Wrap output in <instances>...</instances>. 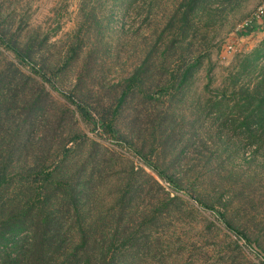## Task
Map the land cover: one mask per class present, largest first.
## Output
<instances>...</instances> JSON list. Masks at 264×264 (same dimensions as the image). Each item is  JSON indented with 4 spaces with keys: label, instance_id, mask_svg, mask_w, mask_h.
Here are the masks:
<instances>
[{
    "label": "trees",
    "instance_id": "obj_1",
    "mask_svg": "<svg viewBox=\"0 0 264 264\" xmlns=\"http://www.w3.org/2000/svg\"><path fill=\"white\" fill-rule=\"evenodd\" d=\"M93 1L96 0H86L85 4ZM100 1L111 6L106 16L110 19L114 7L127 13L146 0ZM208 2L177 1L165 26L171 29L169 39L161 40L164 30L160 44L146 54L123 79L119 92L107 100H91L93 92L86 90L83 79L89 59L93 57L96 62L86 78L101 60L97 54L109 53V44L103 42L105 28L94 25L98 39L92 41L83 58L81 46L76 44L51 60L43 49L51 35L41 40L27 36L19 42L16 35L0 33V45L12 54L0 68V264H145V252L153 236L151 227L161 217L167 218L165 209L175 198L170 196L162 201L148 219L144 218L137 227L131 226L129 212L144 186L132 180L138 175L132 169V177L125 182L112 207L95 219L89 217L103 181L100 174L104 158L98 156L99 144L75 128H70L65 138L61 134L56 136L55 128L49 141L45 132L37 134L39 127L46 130L52 111L45 99L49 95L46 85L57 91V84L80 59L75 84L64 98L75 106L81 120L93 128L128 141L123 123L131 133L137 127L136 100L151 107L148 114L158 106H167L168 111L158 118L154 129L164 125L158 148L171 158L163 166L151 160L146 163L178 190L184 184L176 172L184 164L180 156L202 152L208 133L212 134L210 141L220 158L217 166H223V159L230 153L243 160L250 148L249 158L264 149V38L226 68L227 73L214 86L215 92L203 104L201 97L191 95L194 76L205 61L203 55L189 49L194 18ZM91 8L94 9L93 4ZM92 16L90 12L86 14L87 20ZM156 72L162 78L152 84ZM210 82L207 76L205 90ZM187 102L195 108L193 119L179 124L176 108ZM64 119V115L57 119L58 128L64 126ZM175 127L185 130L182 139L177 140L180 146L174 141ZM50 140L57 142L48 144ZM85 146L88 148L84 149ZM201 184L203 181L191 183ZM200 203L213 210L227 229L238 232L224 211L210 203ZM106 218L112 221L108 229ZM150 263L154 264L152 258Z\"/></svg>",
    "mask_w": 264,
    "mask_h": 264
},
{
    "label": "rangeland",
    "instance_id": "obj_2",
    "mask_svg": "<svg viewBox=\"0 0 264 264\" xmlns=\"http://www.w3.org/2000/svg\"><path fill=\"white\" fill-rule=\"evenodd\" d=\"M177 1L146 0L127 13H121L114 7V14L109 19L106 16L111 6L108 3L103 5L100 0L90 5L87 3L88 6L86 0H0V33L16 35L19 42L27 36H37L41 40L51 35L43 47L51 60L76 44L81 46L83 58L92 41L98 39L94 25L105 28L103 42L109 44V53L97 54L101 60L92 68L90 77L86 78L85 74L96 62L93 57L90 58L83 79L86 90L93 92L91 100H107L119 92L123 79L146 54L156 44H160L159 38L164 30L161 40L164 42L169 39L171 29H165V26ZM92 4L94 9L91 8ZM261 6L264 9V0H209L195 16L189 49L197 55H203L205 61L194 76L191 95L201 97V104L215 92L214 86L227 73L226 68L239 55L254 49L264 38L263 22L247 30L238 29ZM89 12L93 16L87 20L86 14ZM227 45L231 46V51L225 49ZM11 56L0 45V68L6 65ZM81 63L82 59L69 69L57 84V91L46 85L49 95L45 99L52 111L46 130L39 127L37 134L41 136L45 132L49 141L53 129L56 128V136L61 134L65 138L66 132L75 128L99 144L98 156L104 158L100 174L103 181L97 191V200L91 204L89 217L95 219L100 212L106 213L112 207L134 169L138 175L132 180L140 181L144 186L129 212L131 226H139L162 201L175 196L165 209L167 218L164 220L161 217L151 227L153 236L150 237L149 250L145 252V264H148L149 258L154 260V264H264V149L256 157L249 158L250 148L243 160L230 153L228 158L223 159L225 164L217 166L220 158L210 141L212 134L208 133L202 152H187L180 156L184 164L176 172L184 184L178 190L146 163L151 160L163 166L171 158L158 148L164 125L154 129L158 118L168 111L167 106H158L148 114L147 110L151 107L136 100L137 127L131 133L123 123V132L128 141L111 137L82 121L75 106L64 98L75 84L76 68L78 70ZM207 76L211 82L205 90ZM159 78L162 77L156 72L152 84ZM35 87H39V84H35ZM191 107L187 102L184 107L176 108L179 124L193 119L191 114L195 108ZM63 115L64 126L58 128L57 119ZM197 116L198 112L194 117ZM184 133L182 127H175L174 141L180 137L182 139ZM56 142L50 140L48 144ZM177 144L180 146L178 141ZM193 181H203V185H191ZM200 201L224 211L238 232L227 229L221 218ZM104 223L107 229L112 226L109 218L104 219Z\"/></svg>",
    "mask_w": 264,
    "mask_h": 264
},
{
    "label": "built area",
    "instance_id": "obj_3",
    "mask_svg": "<svg viewBox=\"0 0 264 264\" xmlns=\"http://www.w3.org/2000/svg\"><path fill=\"white\" fill-rule=\"evenodd\" d=\"M263 19H264V9L263 6H261L260 8H257V10L252 14V16H250V18H247V20L241 23L238 29L239 31H242L245 29L247 30V28H253L258 23H262ZM225 49L227 51L232 50L230 45H227Z\"/></svg>",
    "mask_w": 264,
    "mask_h": 264
}]
</instances>
